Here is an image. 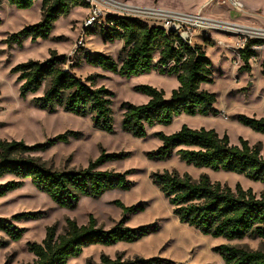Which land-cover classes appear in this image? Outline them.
<instances>
[{
	"label": "trees",
	"instance_id": "trees-1",
	"mask_svg": "<svg viewBox=\"0 0 264 264\" xmlns=\"http://www.w3.org/2000/svg\"><path fill=\"white\" fill-rule=\"evenodd\" d=\"M39 0H7L18 9H30ZM42 20L35 25L25 26L9 35V45L21 47L31 39L50 38L55 23L67 17L76 8H89L84 0H41ZM2 20L0 19V24ZM99 26V25H97ZM89 30V29H88ZM103 41L123 42L121 64L106 54H86L85 61L105 71L131 78L153 71L161 75L175 76L179 86L172 90L170 97L151 85H140L135 91L148 97L145 104L124 103L122 129L131 135L144 138L148 129L156 125L169 126L175 118L186 114L191 116H216V94L203 90L202 85L213 83L212 62L204 46L195 43L190 46L177 33L166 32L158 25L138 17L109 14L100 24ZM261 39H248L240 58L241 71H250V59L256 55L255 44H263ZM68 59L50 52L45 61L29 60L17 64L11 73L17 75L22 98L36 95L33 105L50 113L62 109L80 117L90 116L96 129L114 132V118L111 108L112 92L105 86L96 84L100 75L78 78L70 68ZM264 76V59L261 63ZM41 93V94H40ZM40 94V95H38ZM238 121L257 133L264 134V117L255 118L240 115ZM69 133H63L44 142L27 144L23 140H0V198L20 189L26 180L45 193L59 207L74 209L81 198H99L104 193L121 189L128 190L130 172L100 169L108 161L116 160L119 154L105 153L84 169L56 170L37 154L44 153L58 143L69 141ZM155 136L161 146L150 157L169 159L173 155L196 168H208L242 175L254 182L264 184V157L261 146L250 145L240 138L239 144H231L229 136H220L214 129H193L186 125L173 134L157 132ZM154 184L168 198L179 220L204 234L227 241L245 238L264 241V193L258 197L251 189L241 185L234 189L212 182L207 174L194 180L189 174L165 170L152 174ZM116 205L122 209V218L109 229L98 225L90 216L87 224L79 225L67 219L61 233L56 225L46 229L41 243L27 244L34 259L27 264H68L78 258L84 249L91 246L111 247L119 243H134L157 231L155 225L130 227V215L141 211V205L126 206L120 201ZM37 213H18L10 219L0 216V232L7 240L0 239V247L8 241H20L25 233L15 222L22 219H37ZM216 251L225 264H264V249L249 250L231 244H222ZM4 264H9L7 260ZM88 264H175L160 257L124 258L117 254L112 258L102 254L99 262Z\"/></svg>",
	"mask_w": 264,
	"mask_h": 264
},
{
	"label": "rangeland",
	"instance_id": "rangeland-1",
	"mask_svg": "<svg viewBox=\"0 0 264 264\" xmlns=\"http://www.w3.org/2000/svg\"><path fill=\"white\" fill-rule=\"evenodd\" d=\"M123 5L138 8H165L170 10L196 13L209 0H114ZM245 5L242 14L234 12L229 6L209 5L203 8L202 15L210 20L232 23L240 26L264 28V0H241ZM41 0L30 9H18L7 0H0V140H23L27 144L44 143L57 135L69 133V141L58 143L44 153L37 154L49 167L56 170L84 169L96 160L102 152L119 154L120 157L101 166L102 170L120 173L130 172L128 190H111L99 198L83 197L74 209L59 207L45 193L35 188L30 180L24 186L0 198V216L11 218L18 213H37V219H22L15 222L18 228L26 231L20 241H8L0 247V264H27L34 256L28 251L27 244L41 243L49 226L56 225L61 233L67 219L79 225L87 224L93 216L98 225L109 229L122 218V209L116 201L126 206L141 205L142 209L130 215V227H158L157 231L134 243H119L115 246H91L68 264H88L99 262L102 254L112 258L123 254L124 258L140 256L143 258L160 257L175 264H225L223 257L216 251L222 244H231L249 250L264 249L261 239L245 238L227 241L204 234L198 229L181 222L174 213L168 198L154 184L152 174L165 170L189 174L194 180L207 174L212 182H220L234 189L241 185L251 189L258 197L264 193V184L225 171L196 168L173 155L169 159H155L150 154L160 146L157 132L173 134L186 125L193 129H214L220 136L228 135L231 144H239L240 138L250 145L261 146L264 157V134L253 131L238 121L240 115L264 117V76L261 63L264 51L260 52L258 62H249L250 71H241L243 61L237 49L240 32L216 27L206 32H198L195 42L204 46L212 62L213 83L202 85V89L216 94V116H191L183 114L169 126L156 125L148 129V135L138 138L122 129L123 104H145L148 97L135 91L140 85H151L170 97L172 90L179 86L175 76L161 75L156 71L131 78L118 73L105 71L88 64L86 54L110 55L121 64L123 42L106 43L103 41L100 25L82 30V24L89 15V8H76L67 17L56 23L50 38L33 42L26 40L21 47L9 45L6 39L25 26L35 25L42 20ZM125 15L138 16L153 23L155 19L139 15L133 11H121ZM158 22V21H157ZM85 34V35H83ZM83 38L82 44H79ZM56 51L68 59V68L85 80L88 76L100 75L96 84L105 86L113 96L111 108L114 118V132L107 133L96 129L90 116L80 117L59 109L50 113L36 108L33 98H22L17 75L11 73L14 66L29 60L45 61L50 52ZM41 94V93H40ZM38 94V95H40ZM0 239L7 236L0 232Z\"/></svg>",
	"mask_w": 264,
	"mask_h": 264
},
{
	"label": "built area",
	"instance_id": "built-area-1",
	"mask_svg": "<svg viewBox=\"0 0 264 264\" xmlns=\"http://www.w3.org/2000/svg\"><path fill=\"white\" fill-rule=\"evenodd\" d=\"M90 6L89 15L85 18L82 24V30L94 28L97 25L102 24L107 15H120V16H130L121 13V11H133L139 15L147 16L149 18L155 19L156 22L153 24H158L162 26L166 32H175L179 37L188 45H195V38L198 32H206L216 27H222L215 25L217 23H222L215 20H210L205 18L203 13V8L209 5L216 4L217 6H229L234 12L242 14L245 12V5L241 0H209L205 6L201 7L196 13H187L183 11L170 10L165 8H138L131 7L127 5H122L114 0H84ZM131 8V9H129ZM138 17V16H132ZM139 18V17H138ZM158 21V22H157ZM224 23V22H223ZM248 27V26H242ZM225 28V27H223ZM250 33L240 32L241 36L238 41L237 49L239 52L243 50L247 44L248 39H261L264 40V28H254L248 27ZM262 32V33H259ZM85 35V34H83ZM83 38L80 39L79 44H82ZM252 49L256 52L249 62H258L260 52L264 51L263 44H255Z\"/></svg>",
	"mask_w": 264,
	"mask_h": 264
},
{
	"label": "bare ground",
	"instance_id": "bare-ground-1",
	"mask_svg": "<svg viewBox=\"0 0 264 264\" xmlns=\"http://www.w3.org/2000/svg\"><path fill=\"white\" fill-rule=\"evenodd\" d=\"M121 4V3H120ZM123 5V4H122ZM129 9H131V8H129ZM215 25H219V26H222V27H225V28H227V29H232V30H236V31H238V32H245V33H250V31L249 30H247V29H249L248 27H242V26H240V25H236V24H232V23H217V24H215ZM259 33H262V32H259Z\"/></svg>",
	"mask_w": 264,
	"mask_h": 264
},
{
	"label": "crops",
	"instance_id": "crops-1",
	"mask_svg": "<svg viewBox=\"0 0 264 264\" xmlns=\"http://www.w3.org/2000/svg\"><path fill=\"white\" fill-rule=\"evenodd\" d=\"M77 76V75H76ZM78 78H82L81 76H77ZM83 79V78H82Z\"/></svg>",
	"mask_w": 264,
	"mask_h": 264
}]
</instances>
